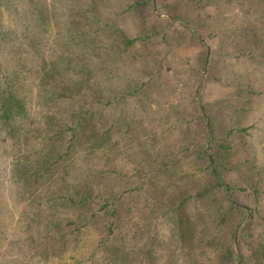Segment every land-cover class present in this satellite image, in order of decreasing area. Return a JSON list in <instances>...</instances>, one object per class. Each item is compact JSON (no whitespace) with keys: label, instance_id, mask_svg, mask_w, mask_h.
<instances>
[{"label":"trees","instance_id":"obj_1","mask_svg":"<svg viewBox=\"0 0 264 264\" xmlns=\"http://www.w3.org/2000/svg\"><path fill=\"white\" fill-rule=\"evenodd\" d=\"M72 1L60 49L50 61L40 57L37 94L50 105L43 127H35L41 145L18 152L11 165L18 199L32 212L27 219L30 247L50 258L62 257L69 245L72 250L82 246V260L91 264H100L99 257L109 264H264V209L259 205L264 165L247 149V140L218 130L212 106L209 117L198 105L202 113L195 119L202 127L195 135L210 144L196 141L199 147L192 150L196 171H204L197 180L182 168L191 151L157 147V134L144 135L139 127L144 115L131 111L126 100V95L151 94L141 93V87L162 77L165 55L144 83L138 81L149 69V45L155 37L163 43L168 36V29H159L153 20L176 23L172 34L182 44L187 35L198 41L196 16L184 17L174 9L182 1L197 9L200 0ZM27 2L36 26L45 23L47 9ZM154 3L156 13L150 8ZM247 3L253 5L243 21L247 41L238 48L259 63L264 58V0ZM167 7L169 15H157ZM37 37L29 38L32 47ZM138 61L141 68L121 70ZM17 115L26 117L22 138L29 146L33 123L27 126L22 99L3 86L0 121L9 136L20 130L12 124Z\"/></svg>","mask_w":264,"mask_h":264},{"label":"rangeland","instance_id":"obj_2","mask_svg":"<svg viewBox=\"0 0 264 264\" xmlns=\"http://www.w3.org/2000/svg\"><path fill=\"white\" fill-rule=\"evenodd\" d=\"M27 1L0 0V89L7 86L22 99L29 118L27 126L30 127L32 122L34 128L29 138L31 145L27 146L22 138L26 117L17 115L13 119L12 124L20 129L13 136L7 134L6 128H1L0 121V264H91L82 260V246L72 250L69 245L62 257L50 258L30 247L27 219L32 212L19 201L17 184L11 174L15 154L30 146L41 145L40 139L35 137V127H43L42 120L50 105L43 103L37 94L43 75L40 57L50 61L57 54L62 45L67 13L74 8L72 0H33L47 9L46 22L36 26ZM176 1L163 0L165 4ZM247 1L212 0L207 3L208 0H200L197 9L183 1L177 3L174 10L184 17L191 14L189 17L194 15L197 18L199 39L195 42L189 41L187 35L182 44L172 34L177 30L176 23L166 24L154 19L159 29H168V36L163 43L157 42L158 37H155L149 45L146 58L149 69L138 81L141 83L154 73L162 63L160 57L165 55L162 77L148 87H141V93L151 90V94L136 98L135 95H126L128 108L137 115H144L139 124L144 135L157 134V147L173 152L180 149L191 151L182 161V168L195 173L197 180H202L204 171H196L192 150L199 144L208 148L210 141H202L195 135L202 127L195 118L202 113L200 108L209 116V104L216 128L230 130V138L244 137L247 149L254 152L259 164L264 165V58L258 59V63L255 55L251 57L244 49L238 48L240 42L247 41V24L243 21L247 22V6L253 8ZM150 8L155 12V3ZM164 11L157 15H169L171 9L167 7ZM35 33L38 37L32 47L29 38ZM167 59L170 62L167 63ZM141 67L142 63L138 61L132 68L122 67L121 70L129 73ZM250 82L253 83L251 90L256 89V92H250ZM247 102H251L248 114ZM212 124L208 123L209 126ZM181 138L184 140L180 143ZM231 142L233 150L235 146V156L241 157L242 153L237 154L236 144ZM259 205L264 209V196ZM90 237L88 235V239ZM87 248L85 245V250ZM97 261L109 264L101 257Z\"/></svg>","mask_w":264,"mask_h":264}]
</instances>
